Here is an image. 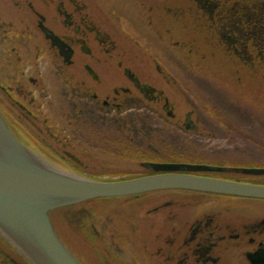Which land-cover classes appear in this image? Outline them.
Segmentation results:
<instances>
[{"label": "flooded vegetation", "instance_id": "1", "mask_svg": "<svg viewBox=\"0 0 264 264\" xmlns=\"http://www.w3.org/2000/svg\"><path fill=\"white\" fill-rule=\"evenodd\" d=\"M0 115L33 153L84 178L153 162L264 185L233 172L264 169V0H0ZM143 197V223L99 230L97 211L74 213L95 264H264L263 201Z\"/></svg>", "mask_w": 264, "mask_h": 264}, {"label": "water", "instance_id": "2", "mask_svg": "<svg viewBox=\"0 0 264 264\" xmlns=\"http://www.w3.org/2000/svg\"><path fill=\"white\" fill-rule=\"evenodd\" d=\"M44 34L62 53L63 44L51 32L44 30ZM140 167L151 175L113 182L93 181L60 170L24 146L0 115V248L3 245L23 264H83L56 231L51 220L54 213L65 209L71 213V209L97 200L165 191L264 201V185L194 175L225 173L226 168L147 162ZM233 172L264 177V169Z\"/></svg>", "mask_w": 264, "mask_h": 264}, {"label": "rangeland", "instance_id": "3", "mask_svg": "<svg viewBox=\"0 0 264 264\" xmlns=\"http://www.w3.org/2000/svg\"><path fill=\"white\" fill-rule=\"evenodd\" d=\"M259 104V103H258ZM262 105V104H259ZM263 106V105H262ZM88 169L92 170L96 166L94 163H87L86 165ZM109 170H114L116 173H112V175L108 176H95V179H102V180H115L121 179L125 177H132L138 174H143L145 171L143 169H138L134 166L128 164H116L111 163L108 164ZM89 174V173H88ZM254 205H259L260 202L258 201H250ZM258 203V204H256ZM85 210H95L101 214V218L99 219V230H104V224L107 221H110L115 226H126L125 223L130 222V220L137 218V221L143 223L144 218L141 217L140 212L147 208L144 201V197L140 196L138 198H126V199H112V200H97L90 202L84 206ZM75 209H71V212H74ZM63 212H57L59 214L54 213L51 216V220L55 224L56 231L58 232L59 236L61 237L62 241L74 252V254H78L75 248H78V251L82 253L85 258L88 260L85 261L82 259L83 264H95V249L93 248V241L92 238H87L84 235V231L80 229L78 223L79 220L76 218L75 215H71L70 219L67 220H60L59 218H63L64 215H69L70 210L65 209L62 210ZM75 213V212H74ZM58 219V222L56 221ZM59 220L61 223H59ZM86 237V238H84ZM77 255V256H78Z\"/></svg>", "mask_w": 264, "mask_h": 264}, {"label": "trees", "instance_id": "4", "mask_svg": "<svg viewBox=\"0 0 264 264\" xmlns=\"http://www.w3.org/2000/svg\"><path fill=\"white\" fill-rule=\"evenodd\" d=\"M149 156L147 155L145 158L147 160ZM0 264H23L18 259H16L14 256H12L6 248L1 245L0 248Z\"/></svg>", "mask_w": 264, "mask_h": 264}]
</instances>
